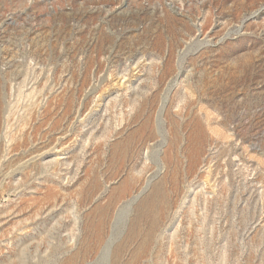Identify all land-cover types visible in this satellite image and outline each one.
Returning <instances> with one entry per match:
<instances>
[{"label": "rangeland", "instance_id": "rangeland-1", "mask_svg": "<svg viewBox=\"0 0 264 264\" xmlns=\"http://www.w3.org/2000/svg\"><path fill=\"white\" fill-rule=\"evenodd\" d=\"M0 264H264V0H0Z\"/></svg>", "mask_w": 264, "mask_h": 264}]
</instances>
